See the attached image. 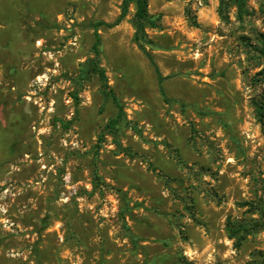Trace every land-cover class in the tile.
<instances>
[{
	"label": "rangeland",
	"instance_id": "1",
	"mask_svg": "<svg viewBox=\"0 0 264 264\" xmlns=\"http://www.w3.org/2000/svg\"><path fill=\"white\" fill-rule=\"evenodd\" d=\"M219 3L148 0L153 63L133 6L96 29L114 136L122 0H0V264H264V0Z\"/></svg>",
	"mask_w": 264,
	"mask_h": 264
},
{
	"label": "trees",
	"instance_id": "2",
	"mask_svg": "<svg viewBox=\"0 0 264 264\" xmlns=\"http://www.w3.org/2000/svg\"><path fill=\"white\" fill-rule=\"evenodd\" d=\"M230 1H231L232 5H235L237 10H238L237 11L238 19H240V20L243 19V15L245 13H247V11L245 10V5H246L245 1L246 0H220L219 7H218V16L220 17L222 22L228 21L226 9L229 6ZM131 6H133L134 10H135L133 18H132V25H133V28L135 30L134 41L139 46V48L145 54L148 55V58L153 63L151 56L147 53L143 44L150 43L146 39V33H145L146 28H157L158 27L157 22H158L159 18L149 15V13L147 11L148 0H122L120 14L113 24H107L104 22H99L94 26L95 27V32H94L95 42L92 46V51L94 53V57L88 59V61L86 62V68L81 70L82 77H84L90 73L97 75L99 80L101 81L102 93L104 95H106L107 97L111 98V100L114 102L115 107L117 109V112H116L115 116L113 118H111L108 121L107 125L105 126L107 131L109 133L113 134L114 136L116 135L115 133H116V130H117L116 128H117L118 124L125 117V112L123 110L122 105L119 103L118 98L115 96V94H113L110 90H108L107 78L105 76V72H104L103 68L100 67V63H99L100 38H99V34L97 33L96 29L99 26H105L107 28H111V27L117 25L119 22H121L127 16ZM262 43H263V48L260 49V53L262 55H264V39H263ZM154 67H155L156 74L158 76V82H159V84H161L162 81L164 80V77L161 76V74L157 70L156 66H154ZM161 89L162 88L160 86V91H162ZM255 109H256V112L258 114L259 121L262 122L264 119V108L260 104L256 103ZM103 138H104V136L100 135L99 141L100 142L103 141ZM239 230L240 231H247V229L242 228V227H239V229L228 228V234H229L230 238H235L237 233H239Z\"/></svg>",
	"mask_w": 264,
	"mask_h": 264
}]
</instances>
